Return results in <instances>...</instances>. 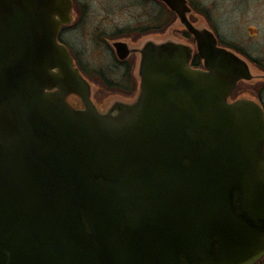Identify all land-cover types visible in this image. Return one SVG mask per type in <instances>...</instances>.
Instances as JSON below:
<instances>
[{
    "label": "water",
    "instance_id": "1",
    "mask_svg": "<svg viewBox=\"0 0 264 264\" xmlns=\"http://www.w3.org/2000/svg\"><path fill=\"white\" fill-rule=\"evenodd\" d=\"M72 19V0H0V264L259 262L264 108L229 101L248 63L188 24L205 69L146 42L134 101L100 110L58 39Z\"/></svg>",
    "mask_w": 264,
    "mask_h": 264
},
{
    "label": "flooded vegetation",
    "instance_id": "2",
    "mask_svg": "<svg viewBox=\"0 0 264 264\" xmlns=\"http://www.w3.org/2000/svg\"><path fill=\"white\" fill-rule=\"evenodd\" d=\"M98 1V0H96ZM99 0L101 4L100 10H106L107 4ZM142 5L145 18L143 23L131 28H142L141 35H158L149 37L142 45H133L131 43L137 41L139 38L133 39L132 36H123L126 39L111 41L112 37L105 36L108 43L112 42L113 57L117 62L116 66L122 71L121 79L115 81L114 87L118 88L122 97L117 98L112 103L106 106V109L111 107L115 102H132L136 98L140 87L139 63L141 58L140 50L146 42H152L155 45L164 46L167 43H176L185 45L190 50L189 64L192 69H205L204 59L201 57L198 49V40L190 31L188 24L200 31H210L217 38V45L224 49L231 51L240 58L244 59L251 70L253 78L250 80L241 79L233 89L229 101H234L239 98H247L252 96V92L247 84L254 80L261 87L258 89V96L256 100L264 108L263 91H264V57L255 56L254 52L250 51L249 45L264 44V0H133ZM73 2V19L69 24L63 25L59 33V41L65 44L74 58L76 66L79 67L84 77L91 83L92 87L95 85V80L107 81L108 76L102 70L86 66L80 63L75 54L74 49L66 41L62 34L68 32L77 17L89 11V4L80 2L79 0H72ZM141 26V27H140ZM118 30H124L119 27ZM222 31L229 33L222 34ZM171 34L167 36V33ZM236 32H242L237 36ZM140 36V35H139ZM131 40V41H130ZM121 41L127 46L129 54L125 58L118 56L114 47V42ZM254 70H257L254 73ZM111 85V84H110ZM112 86V85H111ZM117 94V93H116ZM246 96V97H245ZM251 98V99H252ZM93 99L99 107V99ZM80 106H82L80 102ZM105 108H102V110ZM101 110V109H100ZM256 264H264V257Z\"/></svg>",
    "mask_w": 264,
    "mask_h": 264
},
{
    "label": "rangeland",
    "instance_id": "3",
    "mask_svg": "<svg viewBox=\"0 0 264 264\" xmlns=\"http://www.w3.org/2000/svg\"><path fill=\"white\" fill-rule=\"evenodd\" d=\"M82 3L89 4V11L85 12L83 15L77 17V21L73 24L72 28L68 32H64L62 37L69 42L75 51L81 64L92 67H96L102 70L108 76L110 84L106 85L107 81L95 80L94 88V98L99 99V107L106 109L107 104L112 103L117 98L122 97L118 93L119 89L114 87L115 81L123 78L122 71L116 66L117 62L113 57V45L112 42L108 43L105 41L106 37H112L111 41L126 39L123 36H132L133 39L139 38L137 41L131 43L135 46L142 45L144 41L149 37H155L158 35L145 36L141 35L142 28H131V26L140 25L143 23L144 11L142 5L133 0H104L103 2L107 4L106 10H100L101 4L96 0H79ZM122 27L124 30H118ZM141 27V26H140ZM230 33V32H229ZM222 31V34L230 35ZM237 36L243 34L242 32H236ZM171 33L168 32L167 36ZM140 35V36H139ZM172 35V34H171ZM230 37V36H229ZM249 45V50L254 52L255 56L264 57V44ZM257 70H254L256 73ZM105 82V83H104ZM108 83V82H107ZM251 84L248 85L251 96L247 98L257 99L258 85L256 81H250ZM117 93V94H116ZM264 96V91H263ZM246 97V96H245ZM70 102L74 105L80 106V100L76 96H71L69 98ZM264 103V97H263ZM104 110V109H103Z\"/></svg>",
    "mask_w": 264,
    "mask_h": 264
}]
</instances>
